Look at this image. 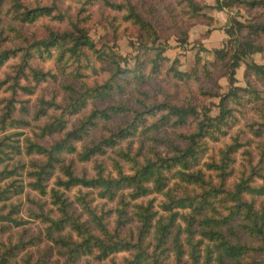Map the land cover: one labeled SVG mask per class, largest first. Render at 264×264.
I'll use <instances>...</instances> for the list:
<instances>
[{"label": "trees", "instance_id": "obj_1", "mask_svg": "<svg viewBox=\"0 0 264 264\" xmlns=\"http://www.w3.org/2000/svg\"><path fill=\"white\" fill-rule=\"evenodd\" d=\"M5 1L0 0V12ZM7 1L10 4L7 12L15 22L34 24L50 17L67 24L69 28L62 30L47 26L46 37H33L31 40L19 26L9 24L14 37L25 43L18 47H5L3 41L7 39L0 36V71L10 60L19 58L14 75L0 80V90L6 85L11 91L10 97L0 102L4 104L0 113V130L27 129L31 126L26 119L30 113L26 101L16 99L18 90L32 94L40 83L56 82L61 75L78 80L81 85L75 86L64 80L62 89L65 95L61 101H58L60 97L57 93L51 97L42 93L34 119L44 120V123L37 127L38 131H33L35 137L28 136L22 140V150L21 145L15 147L27 157L36 155L45 159L43 163L28 162L27 176L32 180L29 183L14 180L6 188L0 186V204L3 203L0 206V221L23 224L22 219L12 217V213L20 211L17 205L11 206L10 203L11 213L3 214V211L8 207V201L23 194L27 186L40 195L50 196L53 207L47 210L44 202L32 198L38 211L30 209L31 215L45 225L42 233L45 238L37 237L34 242L20 238L16 243L8 239L2 243L4 250L0 254V264H19L20 251L28 248L27 244L32 243L29 247L40 244L42 238L50 242L49 249L43 254L48 256L56 247L64 264H80L82 260L85 264H99L107 260L111 264H264V260L259 259L264 255V183L257 184V179L264 180V143L256 152L258 159L255 162L250 150L251 140H243L239 134L230 135V130L244 119L246 104L262 98L259 94L263 91L251 81L250 87L235 84L236 69L245 58L264 50L263 45L255 42V38L264 33V23L245 25L234 19L231 29L238 28L242 32L247 27L249 32L245 36H235L231 51L226 48L213 50L215 57L208 65L223 66V76L229 77L231 85L224 95L201 89L209 97H220L217 115H212L209 107L199 109L192 100L180 105L166 100L158 102L148 92L140 91L144 97H136V107L125 103H109L102 107L95 103L91 112L69 129L71 118L79 116L90 102L106 101L116 92L125 91L126 87L121 82L123 74L133 72L138 78L151 80L166 69L167 76L183 81L198 80L199 70H181L179 59L166 55L168 47L160 42L156 23L144 17L133 0L104 2L115 10L127 9L124 20L139 28V46L155 51V56L144 62L151 64L146 77L139 66L135 70L123 69L116 54L105 53L103 46L99 47L90 35L86 22L90 17L67 14L58 5L60 0L35 7L26 5L23 0ZM96 1L85 0L82 11L86 10V5H94ZM234 1L217 0L216 6L222 9ZM177 2L181 14L191 19L201 17L202 11L209 6L199 0ZM249 5L264 7V0L249 1ZM149 10L152 12L155 8ZM234 34L230 30V35ZM187 40L186 34L183 41ZM91 54L101 62L108 60L113 66L106 80L93 85L87 83L84 73V70L92 68ZM36 58L53 60L58 71L36 66L33 62ZM246 64L247 75L264 80V65L255 62ZM28 72L36 82L33 85L21 83L29 77ZM209 72H206L207 76H210ZM256 108L263 114V107ZM121 114L131 116L124 124L115 127L108 124ZM158 114V120L151 122ZM260 119L252 120L245 126L257 137L264 136V114ZM101 124L106 132L84 143L91 131ZM167 125H193L194 129L190 133H179L181 144L175 143L166 133L151 135L148 139L152 142L147 149L142 143L134 152L133 138L140 131L151 134L153 129ZM54 135L60 137L49 145L42 142V139ZM227 136L231 142L219 148L218 158L207 160L210 145ZM125 140H128V145L122 146ZM161 145L167 150L163 151ZM110 150L117 152V158L112 161L116 175L107 173L104 163L97 161L98 156L106 155ZM240 152L244 155L242 163L238 160ZM64 154H76L82 162L96 161V171L94 175H88L86 170L76 174L71 165H65L63 176L66 178L58 176L56 186L49 189L46 182ZM125 163L129 164L131 172L125 170ZM14 174L13 170L0 171V182ZM73 188H79L76 200L83 213L71 209L74 202L66 193ZM83 189L91 192L84 193ZM95 191L97 195L88 199ZM151 193L163 195L158 206L155 205V198L147 202L142 200ZM95 198H118L117 206L108 210L103 206L99 210L97 205L93 206ZM84 215L87 217L84 218ZM122 253L127 256L117 262V255ZM22 259L24 264H33L30 255Z\"/></svg>", "mask_w": 264, "mask_h": 264}, {"label": "rangeland", "instance_id": "obj_2", "mask_svg": "<svg viewBox=\"0 0 264 264\" xmlns=\"http://www.w3.org/2000/svg\"><path fill=\"white\" fill-rule=\"evenodd\" d=\"M54 0H23V2L30 6L35 7L37 5H51ZM111 2L121 3L123 0H110ZM178 0H133L137 5L140 13L144 17L152 19L156 23L159 35L161 37L160 42L167 44L166 55L172 59L178 58L180 61V69L184 71H194L199 70V79L191 80H177L167 76L166 69L163 70L162 74L156 75L151 80L142 77H136L133 72L123 74V79L121 82L125 85V91L123 93H115L114 96L106 101H92L89 106L79 114L71 118L68 128L71 129L73 125L79 122V119L88 115L94 108V104L97 103L99 106H106L107 104H127L130 106H137L136 99L138 97L143 98L144 95L140 91H146L152 96L156 101H169L175 104H183L188 100L196 103L199 109L203 107H209L211 109L212 115H217L219 113L218 104L220 102L219 96H207L206 93L201 92L204 88L206 91H213L218 93V95H224L227 93L231 85L229 83V77L223 76V71L225 69L223 66L212 67L208 65V62L214 60L213 50L216 48H226L230 51L235 45V36L241 37L245 36L249 30L246 27L242 32L238 28L231 29L233 20L236 19L245 25L255 22L264 23V7H252L249 5V1L242 2V0H233L234 2L230 6L224 8L217 7V0H199L204 4L209 6H214V8L206 7L201 14V17L196 19H191L185 17L181 14V10L177 5ZM85 0H60L58 5L67 14L78 17H90L86 20L87 26L92 39L97 43L99 47L104 48V52L109 55L116 54L117 59H120V63L123 69H134L136 67L142 68L145 77L150 73L151 64L146 61L155 56L154 50L141 48L138 44L137 35L139 33V28L132 25L129 21L124 20L125 15H127V9L115 10L114 8L108 6L104 0H98L94 5H86L85 11H82L84 7L83 3ZM10 7L8 1H5L4 7L0 12V36L3 37V45L5 47H18L23 46L20 39L14 37V33L8 27L9 24L19 26L22 31L32 40V38L41 39L46 37L47 31L46 27H59L62 30L68 29V25L61 23L57 20L51 19L50 17H45L34 24H20L12 20V16L8 14L7 10ZM155 8L152 12L149 9ZM235 20V21H236ZM234 21V22H235ZM177 24V25H176ZM236 25V24H234ZM230 30L234 31V35H230ZM187 42L183 40L186 38ZM260 35V34H259ZM255 38V42L264 46V33ZM210 40V41H209ZM198 53V54H197ZM200 60H198V56ZM92 56V54H91ZM93 55L91 57L92 68L89 67L84 70L87 75L86 81L89 85H93L98 82L101 83L110 76V70L113 66L108 60L101 62L95 59ZM122 57L125 60H121ZM19 58H14L10 60L7 65H5L0 71V80H4L8 75H14L16 70V64ZM34 64L36 66L42 67L44 70H53V72L58 71V66L53 60L43 61L39 58L34 59ZM247 62H255L259 65H264V50L261 52L253 53L245 58L241 66L236 69L237 82L235 85L241 87H250L249 81L253 83L258 89H261L263 93L259 94L262 98H257L255 101H250L246 104L244 108L245 117L242 122L236 127L230 130V135H241L243 140H251L250 150L254 154V160L257 161L258 157L256 152L260 151L261 143H264V136L257 137L252 132L246 128V123L252 120L259 119L261 121L260 111L256 106L264 108V80H257L253 75H247ZM143 63V64H142ZM207 68H203V66ZM210 71V76L206 75V72ZM29 77L21 81L22 84L27 85L28 83L33 85L36 82L33 81V77L28 72ZM72 83L75 86H80L81 83L78 80H74L68 76L61 75L58 81H48L40 83L36 88L35 92L32 94L26 93L24 90H18L16 99L26 101V105L29 108L30 113L26 116V119L31 122V126L27 129H8L7 131L0 130V171L2 170H13L15 172L14 176L2 180L0 186L6 188L7 185L12 183L14 180L23 181L25 184L29 183L31 178L27 176L28 162L31 160L37 162H44V157L42 156H30L27 157L23 152L19 153L15 147L21 145L22 150V140L28 136L35 137L34 130L38 131L37 127L43 124L44 120H35L34 112L38 104L39 96L45 93L46 97H51L57 93L58 101H61L65 95V91L62 89L63 81ZM11 91L7 90L6 85L0 90V102L10 97ZM138 96V97H137ZM137 97V98H136ZM4 104H0V113L2 111ZM230 106H232L230 104ZM239 108L242 110L239 106ZM130 114L116 115L113 120L109 121L108 124L115 127L118 124H124L130 118ZM160 114L152 118L151 122L157 121ZM47 119V118H43ZM105 128L101 124L96 129L91 131L90 136L86 137L84 143H87L91 139H97L104 132ZM193 125L187 126H171L167 125L161 128L153 129L150 133H143L140 131L139 134L133 138V150L134 152L144 143L147 149L148 145L152 142L148 139L151 135H163L164 133L175 143L181 144L182 141L179 138V133H190L193 131ZM20 133V134H19ZM22 133V134H21ZM60 135H54L42 139V142L49 145L55 139L59 138ZM231 139L229 136L222 139L218 143H212L210 150L207 154V160L212 158H218L219 148L227 143H230ZM128 145V140L123 141L122 146ZM184 145V142H183ZM249 147V146H248ZM163 151H166L163 145H161ZM243 151V150H241ZM117 158V152L110 150L106 155L98 156L97 161L99 163H104L107 169V173L111 175H116L115 169L112 167V161ZM243 152L238 154L239 162H244ZM26 163V165H25ZM24 164V165H23ZM65 165H71L75 170L76 174H81L83 171H87L88 175H94L96 169V161L82 162L79 161L76 154H64L62 155V161L56 165V169L53 171L52 176L47 180L48 188L56 186L58 176H63ZM23 167V169L21 168ZM125 170L129 172L131 170L129 164L125 163ZM131 172V171H130ZM7 176V174H6ZM66 178V176H63ZM264 183L262 178L257 179V184ZM84 193L91 192L88 189H83ZM80 194L79 188H73L66 193V196L70 197V201H73L71 209L75 210L77 213H83L81 206L78 204L76 197ZM91 194V193H89ZM95 194L88 199L95 197ZM32 198H36L45 203V208L47 210L51 209L53 205L51 204V197L46 195H40L35 190H32L30 186H27L24 193L12 197L8 201V207L4 209L3 214L11 213V206L17 205L20 211L12 213V217L16 219H22L23 224L13 225L7 221H0V254L3 252L2 243L6 242L8 239L12 240V243H16L20 238L24 241H37V237H44V227L40 219H36L31 215L30 209L38 211L36 204L32 203ZM155 198V205L158 206L160 201L163 199V195L159 193H151L144 197L142 200L147 202L149 199ZM96 201L93 206L97 205L100 210L103 206L108 210L117 206L118 198L115 200H106L95 198ZM140 201V200H139ZM137 201V202H139ZM11 203V206H10ZM3 205L0 204V206ZM55 207V206H54ZM87 216L84 215V218ZM113 221V220H112ZM114 222H112L113 225ZM41 239L40 244L36 246H30L32 243L27 244L28 248L20 251L18 256V263L24 264L23 257L26 258L31 256V262L33 264H64V260L60 258L57 253V248H53L52 252L48 256L44 255L43 252L49 249L50 242ZM38 243V242H37ZM36 243V244H37ZM127 254H119L116 259L120 262L124 256ZM260 260H264V255L259 256ZM80 264H85L84 260ZM99 264H111L110 260L101 262Z\"/></svg>", "mask_w": 264, "mask_h": 264}, {"label": "crops", "instance_id": "obj_3", "mask_svg": "<svg viewBox=\"0 0 264 264\" xmlns=\"http://www.w3.org/2000/svg\"><path fill=\"white\" fill-rule=\"evenodd\" d=\"M212 1V0H211ZM210 41V40H209Z\"/></svg>", "mask_w": 264, "mask_h": 264}]
</instances>
